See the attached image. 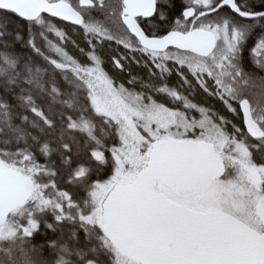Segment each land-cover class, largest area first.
<instances>
[{"label":"snow or ice","instance_id":"1","mask_svg":"<svg viewBox=\"0 0 264 264\" xmlns=\"http://www.w3.org/2000/svg\"><path fill=\"white\" fill-rule=\"evenodd\" d=\"M37 35L110 132L28 97L31 144L0 151V240L25 238L10 264H95L65 225L109 264H264V0H0L4 48L47 60Z\"/></svg>","mask_w":264,"mask_h":264},{"label":"trees","instance_id":"2","mask_svg":"<svg viewBox=\"0 0 264 264\" xmlns=\"http://www.w3.org/2000/svg\"><path fill=\"white\" fill-rule=\"evenodd\" d=\"M67 31L70 36L82 42L81 36L77 34L78 30L74 32L73 29L69 28ZM6 42L13 43L10 37ZM4 43L5 41H0V68L7 69V59L18 56L19 75H15L11 69L0 74V87L10 89V91L0 93V103L10 105L0 107V151L7 150L11 154V158L15 159V150L18 146L24 147V141L31 144L27 133L32 130L30 127L32 122H39V117L33 115L29 110L31 107L28 100L29 96H32L37 105L52 118H56L59 114L65 112H71L74 116H78L83 112V115L94 123L93 132L98 139H104L109 134L110 129L102 117L94 116L90 110L84 111L89 106L87 92L81 82L80 75L73 71L74 65L53 56L45 48L39 35L36 37V43L43 54L49 58L47 60L42 58L41 55L35 54L26 45H24L23 50L19 47L6 49L2 46ZM68 50L73 55H77L71 44L68 45ZM51 59H57L61 67L57 68L50 63ZM9 79H11V83L8 82ZM26 80H31V84H25ZM21 88H27L28 90L21 92ZM53 88L56 89L55 92L52 91ZM13 95L23 96L24 99L13 100ZM69 104H71V108H69ZM24 116L29 117L28 122L23 121ZM57 123L59 125V121ZM77 137L82 146L86 136L77 133ZM72 231L70 225L64 226V242L69 245L71 250L74 251L79 248L81 252L95 257V264H109V254L101 245L98 233L95 230L89 231L87 242L80 239L79 243H76L75 239L70 236ZM24 239L18 234L14 241L10 239L0 240V259L3 260V264H10L17 250L24 243ZM93 248L96 249L94 252L92 251ZM17 264H22V262L17 260Z\"/></svg>","mask_w":264,"mask_h":264},{"label":"water","instance_id":"3","mask_svg":"<svg viewBox=\"0 0 264 264\" xmlns=\"http://www.w3.org/2000/svg\"><path fill=\"white\" fill-rule=\"evenodd\" d=\"M0 180L3 181V183L7 186L11 183V174L7 171H4L2 175H0Z\"/></svg>","mask_w":264,"mask_h":264}]
</instances>
